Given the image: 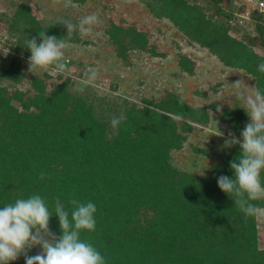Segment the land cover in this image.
<instances>
[{
  "label": "trees",
  "instance_id": "16d2710c",
  "mask_svg": "<svg viewBox=\"0 0 264 264\" xmlns=\"http://www.w3.org/2000/svg\"><path fill=\"white\" fill-rule=\"evenodd\" d=\"M209 1L215 15L222 16L223 0ZM161 2L163 15L189 39L226 66L245 69L264 91V73L257 70L264 54L229 36L224 24L199 15L186 1ZM12 16L10 25L18 29L24 24L20 31L37 37L38 43L39 31L66 42L78 38L76 31L68 35L62 23L43 26L26 1H20ZM254 29L264 47V22L257 19ZM106 33L113 44L127 36L131 48H146V34L134 27L111 23ZM26 53L30 58V51ZM20 63L12 57L0 65V77L19 82L24 75ZM178 64L192 73L193 63L181 58ZM68 81L48 89L45 79L33 76L30 96L0 86V206L39 194L54 214L56 197L69 211L67 201L73 195L92 201L96 230L82 231L81 239L93 243L107 264H264L256 215L246 217L217 184L221 175L234 176L229 165L240 155V146H231L206 177L171 162V151L183 147L194 125L209 123L210 110L219 114L227 134L236 135L248 117L243 108L218 112L214 103L191 105L169 92L157 101L142 98L140 106L126 98L120 106L99 103L97 109L91 98L70 91ZM113 117H123L116 129ZM41 172L46 174L43 180ZM252 203L264 206L263 200ZM50 229L62 235L55 215Z\"/></svg>",
  "mask_w": 264,
  "mask_h": 264
},
{
  "label": "rangeland",
  "instance_id": "374dc122",
  "mask_svg": "<svg viewBox=\"0 0 264 264\" xmlns=\"http://www.w3.org/2000/svg\"><path fill=\"white\" fill-rule=\"evenodd\" d=\"M20 1L0 0V49H9L7 56L0 52V65H7L9 59L19 57L24 74L19 82L0 77V86L10 92L17 90L25 96L33 95L31 79L38 76L45 79L48 89L69 79L68 89L91 98L97 109L99 103L120 106L126 98L140 106L142 98L157 101L169 92L191 105L214 103L222 108H244L243 102L237 98L238 89L234 83L241 81L240 90L246 92L255 86V78L245 69L226 66L209 50L189 39L163 15L161 0H22L28 2L33 15L43 26L61 23L65 19L78 25L82 17L91 14L97 15L101 21L89 33L76 30L77 40L66 42L68 64L65 74L54 75L38 68L30 69L25 44L29 37L20 31L25 25L20 23L18 29L13 27L14 24L10 25ZM184 1L196 7L199 15L224 24L232 38L243 39L256 53L264 54L260 37L254 29L257 19L264 22V17L259 16L256 9L257 0H223L220 4L224 10L222 16L215 15L214 5L209 0ZM111 23L144 32L146 48H131L127 36L122 37L120 43L113 44L106 33ZM181 58L189 65L193 63L192 73L180 68ZM91 69H98L95 79L88 75ZM102 110L109 115L107 108ZM209 114L208 124H195L183 147L171 151L174 166L199 177L209 176L213 163L231 150L225 146V140L230 138L225 131L226 125L220 121L218 113L210 110ZM248 122L249 117L244 125ZM218 130L223 136L213 135ZM241 131L235 136L240 138ZM258 209L257 242L259 248L264 249V206ZM40 251L39 246L34 247L29 255ZM18 260L25 263L23 256Z\"/></svg>",
  "mask_w": 264,
  "mask_h": 264
},
{
  "label": "clouds",
  "instance_id": "9594fccd",
  "mask_svg": "<svg viewBox=\"0 0 264 264\" xmlns=\"http://www.w3.org/2000/svg\"><path fill=\"white\" fill-rule=\"evenodd\" d=\"M68 35L76 30L83 33L92 31L93 26L101 23L99 17L91 14L82 17L77 24L69 20H62ZM40 43L33 36L25 41L30 51V69L38 68L45 73L63 75L66 72L65 38L58 39L55 35H47V31H39ZM5 56L9 49H0ZM257 70L264 73V61L257 65ZM98 69L89 70L90 79H95ZM237 87V98L244 104V110L249 117L240 138L229 133L225 146H240V155L230 161V169L234 176L221 175L217 184L235 202V207L247 217L259 213L253 201L264 200V91L258 87H251L250 92L241 89V81L234 83ZM245 88L248 86L244 85ZM222 107L217 106V111ZM123 117H113L111 125L118 128ZM223 136L218 130L213 134ZM45 173L39 178L43 180ZM67 205L59 197L54 200V214L49 210L45 199L39 194L27 198L16 199L14 203L0 206V264H10L21 256L25 264H107L106 258L88 240L81 239V232L89 233L96 230V205L92 201H81L74 195ZM58 217L62 235L57 237L50 229V219ZM39 246L41 251L36 255H29L32 248Z\"/></svg>",
  "mask_w": 264,
  "mask_h": 264
},
{
  "label": "built area",
  "instance_id": "2783aa9c",
  "mask_svg": "<svg viewBox=\"0 0 264 264\" xmlns=\"http://www.w3.org/2000/svg\"><path fill=\"white\" fill-rule=\"evenodd\" d=\"M257 6L256 9L259 11V14L264 17V1L263 0H257Z\"/></svg>",
  "mask_w": 264,
  "mask_h": 264
}]
</instances>
